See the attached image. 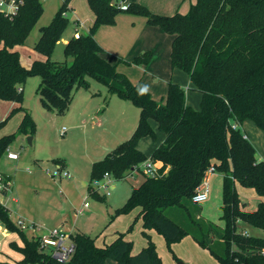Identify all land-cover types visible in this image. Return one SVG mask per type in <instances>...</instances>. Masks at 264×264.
<instances>
[{
  "label": "trees",
  "instance_id": "trees-1",
  "mask_svg": "<svg viewBox=\"0 0 264 264\" xmlns=\"http://www.w3.org/2000/svg\"><path fill=\"white\" fill-rule=\"evenodd\" d=\"M71 1L63 0L51 22L41 28L34 49L46 59H36L29 67L14 47L26 42L43 15L42 1L24 0L12 17L0 10V99L19 104L0 121V127L23 112L17 130L0 137V159L19 134H36L37 123L23 106V85L29 76L42 77L41 100L58 113L69 109L76 88L90 87L88 77L106 84L110 92L139 106L141 115L132 135L93 163L91 182L105 173L117 181L134 170L145 174L112 218L137 209L149 243L133 253V241L123 232L113 242L98 245L97 237L77 231L71 235L72 256L60 261L42 247L41 237L29 239L0 203L1 222L23 241L11 242L22 256L16 264H105L107 259L118 264H164L148 233L152 229L165 238L171 251L172 244L191 235L220 264H264V236L237 229L243 221L264 231V160L257 157L256 147L241 127L250 119L264 130V0H196L186 13L172 15L156 13L140 2L124 8L114 0H87L95 19L87 33L74 35L65 44V55L72 58L69 64L51 56L69 25ZM121 13L143 17L148 25L173 36L171 68L188 74L193 89L202 96L199 109L188 104L187 90L179 83L170 81L166 95L158 100L104 56L95 34L103 25H115ZM153 58V51L146 50L125 62L147 66ZM151 119L165 138L148 156L138 144L144 137L156 139ZM149 159L161 162L155 176L143 167ZM211 166L223 176V227L203 217L202 205L193 201ZM91 182L90 194L103 199ZM239 186L254 189L261 197L255 210L245 208Z\"/></svg>",
  "mask_w": 264,
  "mask_h": 264
},
{
  "label": "rangeland",
  "instance_id": "rangeland-1",
  "mask_svg": "<svg viewBox=\"0 0 264 264\" xmlns=\"http://www.w3.org/2000/svg\"><path fill=\"white\" fill-rule=\"evenodd\" d=\"M41 1L44 6L43 15L31 31L26 42L22 45L15 46L18 51L20 50L19 52L22 61L27 65L34 58H45L43 54L38 53L34 49V46L41 36V28L51 22L63 3V0ZM67 14L69 17V25L64 31L61 40L56 45L51 59L55 61L66 60L71 64L72 58L66 57L64 52L65 43L63 41L73 36L77 25L75 23V15L69 11ZM81 30L82 33H87L86 29ZM119 36L122 40H126L128 44L130 43L129 37L124 33H122V35L119 33ZM161 36L163 41L160 43V46L156 51L152 49L155 56L150 64L147 65L148 68L147 66L134 64L130 65V68H124V70L127 71L124 72L132 81L138 82L141 89L151 92L158 100H161L162 97L166 95L169 82H176V80H174L175 77L173 78L174 72L170 63L172 37L165 32H161ZM114 42L110 39V48L112 50L116 49L114 48ZM127 50L128 49H126L125 46L122 51L125 53ZM146 50L151 49L146 46L145 50H142V52ZM177 74L181 75L179 79H181V82L185 83L184 87L187 91L190 90L189 92L191 94H199V96H201L198 91H192L190 88L191 86L187 85L189 80L187 73L183 70L177 69L175 71V76ZM88 79L90 83L89 93L93 94L92 96H99L96 97V99L98 100V98H100L102 102L96 106L94 112L97 110V113H95V116L83 120V122L79 124L77 131H75L77 127H72L73 121L68 120V117L70 116L68 111L70 108L73 110L74 107H72V105L74 99L72 100L70 108L65 113H58L56 110H49L44 106L38 92L42 77L40 75H33L26 79L24 85L23 106L27 107V109L29 108V111L32 112V116L37 122V131L34 135L32 144L29 143V137L31 135H26L24 133L19 134L11 142L7 152L18 154V160H10L7 157V152L0 159V169L9 175L11 180V188L7 191V194H4L5 191H0V201H5L7 200L6 198L10 197L7 202L13 211H19L21 209V211L33 215L32 218H27V216L21 212H19L21 213L19 215L16 214V212H10V217L14 223L17 224L19 220L24 219L26 222L24 232L29 239L32 237L48 235L50 231L57 229L60 234L66 235V244L72 243V234L70 230L72 228L76 229L74 225L76 224L77 219L79 221V217L84 216L83 214L78 213V209L82 206L84 200H87L88 202V212L91 210L95 211V215L91 219L80 220L79 225L85 223V225H89V228L91 225H96L97 228L101 227V229H103L102 227L109 222L112 218V213L114 214L115 212L113 208L111 209L110 201L115 205H123L125 196L129 195L128 193L131 184L137 187L141 185L142 182L140 181L145 179V174L137 171L134 176H130L127 179L128 181H117L112 178L111 182L113 181L117 184V187L113 189L111 187L108 189L103 187L98 188L95 183L91 182L93 163L88 164V160L91 157L100 158L102 155V149H100L101 144L104 142H108V145L114 144L118 134H120V132L124 133L125 128H127L126 126L132 122L131 116H128L126 121H124V126L122 128V122L120 121V107H126V105L121 102L129 104V107L131 106L130 108L132 110L137 108L138 119H140L141 109L131 100L122 99L116 93L110 92L106 84L99 82L92 77H88ZM82 88L85 87L76 88L75 92H77V90H83ZM1 103L8 104L5 101ZM85 105H87V102L84 103V106ZM86 107L89 108L91 105L88 104ZM80 108L77 105L74 111L77 112ZM100 109L103 110L102 113H99L98 110ZM110 109L115 111L109 112ZM47 111L50 112L48 115L46 113ZM108 112V117L110 115L111 117L109 122L105 124V127L100 128L96 126L100 122V114H107ZM116 112H118L119 115ZM44 114L46 115L44 116ZM0 121H2V119H0ZM153 121L157 127L156 121ZM4 126L5 125L0 127V135L2 134ZM63 128H66L65 132L62 131ZM72 132H75V134L73 133L72 135ZM145 138L148 140L145 145L147 148L150 146L151 142L154 143V145L157 142V137L156 139L151 137ZM118 139L119 141H122V139L125 138ZM118 145L119 144L117 143L114 147H117ZM259 156L260 154L257 153V157ZM36 157L41 158L40 160H37L35 159ZM54 158L65 159L66 162L71 163L79 172L70 169L73 175L71 179L52 176L50 170L55 169L57 166L54 163ZM103 181L106 180L104 179ZM85 182H91L93 189H98L97 192L104 198L102 199L90 194V189L88 185L84 184ZM222 190L223 183L221 184V181H217L215 184L213 183L209 198L201 204L203 205L202 216L223 227L224 221L221 219V206L223 203ZM79 192H82L80 200ZM112 194H117V197L112 199ZM11 197L17 198V202L13 201ZM119 199L121 200L119 201ZM250 201L253 202L251 199ZM94 206H97V209H94ZM114 218L115 217L112 219ZM32 223L35 224V227L27 226ZM0 225H3L1 220ZM80 227L82 226H78V228ZM244 228L252 235L264 236L263 230L257 229L246 222L239 221L237 229L242 230ZM15 237L22 242L18 234H16ZM0 239H4L3 232L0 235Z\"/></svg>",
  "mask_w": 264,
  "mask_h": 264
},
{
  "label": "crops",
  "instance_id": "crops-1",
  "mask_svg": "<svg viewBox=\"0 0 264 264\" xmlns=\"http://www.w3.org/2000/svg\"><path fill=\"white\" fill-rule=\"evenodd\" d=\"M114 2L121 5L124 8L127 7L130 2H140L144 5H146L147 7H149L152 11H154L156 13L164 14V15H172V14L176 13L177 11H180L182 13H186L189 10L191 4L195 3L196 0H114ZM69 6H70L69 12H72V14L75 15V23L77 25L73 36L78 35L79 33H82L81 29H86V31L88 32L91 25L94 22V19H95L94 12L91 10V8L88 4V1L87 0H72ZM121 14H122V16H121ZM121 14L118 15L115 25H103V26H101L98 29V31L96 32V39L104 47V50H105L104 56L110 62L116 64L120 72L126 74L125 72H127V71H125L124 68H130L131 67L130 65H133V64L126 63L125 61H132V59L137 54L141 53L142 50H145L146 46H148L151 50L154 49L156 51L157 48L160 46V43L163 41L162 40L163 38L161 36V32L164 33V31L159 27L148 25L146 23L145 18H143V17L134 16V15L126 14V13H121ZM67 16H68V14H67ZM153 27H155V28H153ZM119 33L121 35H122V33H124L126 36H128L130 43L128 44L126 40H122V38L119 36ZM171 37L173 39V36H171ZM70 39L71 38L66 39L63 42L66 44ZM110 39L113 42L115 41L114 42V44H115L114 48H116L115 50H112L110 48ZM118 42H119V44H118ZM171 43H172V40H171ZM125 46H126V49H128V50H127V52L124 53L122 50ZM14 50H18V49H16V47H15ZM170 51H171V47H170ZM43 56L45 57L43 59L42 58L32 59L28 65L24 64V62L22 61V58H21V61H22L23 65H25L26 67H29L32 64V62L36 59L45 60L46 56L45 55H43ZM154 56H155V53H154ZM122 60H124V61H122ZM147 68H148V66H147ZM175 69L177 70V68H175ZM175 69H172L174 72L173 78L175 77L174 80H176V83H179L180 85L185 86V83L181 82V79H179L181 77V75L177 74L175 76V71H176ZM187 76H188V74H187ZM188 78H189V76H188ZM188 82H187V85H190L191 87L190 86L189 87L191 88L192 91H194V89H193L194 84L191 82L190 78H189ZM134 83H137L139 85L138 82H134ZM24 85H23V91H24ZM82 89L83 90H77V92L74 93V98H73L74 99V101H73L74 106L72 105V107H74V108H73V110H71L72 108L69 107L70 110L68 111V113H70L68 120L73 121L72 127H77L75 129V131L78 130V126H79V124H81V122H83V120H86L87 118H92L95 116V113H97V110H96V112H94V110H95L96 106L102 102V100L100 98H98V100L96 99V97H99V96H95V95L92 96L93 94L89 93L90 88H86V89L82 88ZM189 91H187V102H188V104H190L191 106H193L196 109H199L202 96H199V94H191ZM122 99H124V98H122ZM4 101L8 104H2L1 103ZM117 101H119V100H117ZM85 102H87V105L90 104L91 107L88 108V107H86L87 105L84 106ZM74 103H76V104H74ZM121 103H124L126 105V107H122V106L120 107L121 108L120 121L122 122V128L124 126V121H126L128 116H131L132 122L126 126L127 128H125L124 133L120 132V134H118V136L116 137V139L114 141V144L108 145V142H104L103 144H101V147H100V149H102V153H101L102 155L100 157L101 159H103L107 155V153H109L111 150H113L115 148L114 146L117 143L120 144L124 140L128 139L132 135L133 131L135 130V128L138 125L139 119L137 118V108H134V110H132L130 108L131 106L129 107V104H127L125 102H121ZM18 105L19 104L17 102L6 101V100L0 99V107H1L0 119L4 120L5 118H7L9 116L10 112L12 111V109L17 107ZM77 105L79 108L82 106L83 107L80 108L76 112V111H74V109H75V107H77ZM25 108L27 109V107H25ZM27 110H29V108ZM98 111H99V113H102L103 110L100 109ZM113 111H115V110L110 109L109 112H113ZM109 112L107 114H100V119H99L100 122L96 126H98L100 128L105 127V124L109 122L110 117H111V115L108 117ZM46 113L48 115L50 112L47 111ZM116 113L118 114V112H116ZM31 114H32V112H31ZM45 115L46 114H44V116ZM22 118H23V112L22 111L15 113L8 120V122L5 124L0 137L16 131L21 120H22ZM150 124L152 125V127L154 128V130L156 131V134H157L156 144L154 145V143L151 142V144L148 148L145 147V145L148 141V140H146L147 138H145V137H144V139H141L139 144H138L139 149L141 151H143L148 156L151 155L153 150L165 138L164 132H162L158 129L157 122H156L157 127L155 126L153 119L150 120ZM241 127L245 131V135L248 137V139L256 147L257 153L260 154V156L258 158L260 160H264V130L261 129L260 127H258L256 125V123L250 119L245 120L243 122V124L241 125ZM73 133L75 134V132H72V135H73ZM118 138H120V139L125 138V139H122V141H119ZM33 139H34V136H33ZM33 139H32V142H33ZM7 157L10 160H14V161L18 160V158L17 159L10 158L8 156V152H7ZM40 158L41 157H36L35 159L40 160ZM96 158H98V157H91L88 160V164L89 163L92 164L95 161L101 160L100 158H98V159H96ZM53 160H54V163L56 165H60L61 167L66 166L64 168L68 169L71 172V174H72V171L70 169H73V170H76L77 172H79L77 169L74 168V166L71 163L66 162L65 159H63V158H54ZM56 160H60V161L58 162ZM155 164L157 166L161 167V162H157ZM137 171L138 170H134L131 174H129V176L126 179H123L121 181H128L127 179L130 176L131 177L134 176ZM0 174L3 176L4 181H6V183L8 185V187L6 189L0 190V191H3V192L5 191L4 194H7V191H9L11 188L10 176L6 172L2 171L1 169H0ZM72 177H73V175L70 177V179ZM60 178H63V177H60ZM111 179H110V186L109 187H111L113 189V188L117 187V184L114 183L113 181L111 182ZM142 180L144 181L145 179H142ZM142 180L140 182H143ZM217 181H221V184H222L223 183V176L219 172L215 171L214 173H212L209 176L211 191L213 188V183L215 184V182H217ZM84 184L88 185L89 183L85 182ZM134 187H135V185L131 184V188H130V191L128 193L129 195L125 196V199L123 201L124 203L126 202V200L131 195ZM238 191H239L240 197L243 198L242 200L245 202V208L249 211L255 210L257 208L258 202L261 200V197L255 192V190L251 189V188L239 186ZM78 194H79V200H80L82 192H79ZM115 197H117V194H112V199ZM6 199L7 200H5V201H3V200L0 201V203H2L4 206H6V208L9 211V214H10V212L13 211V209H11L9 207V205H8L9 203L7 202L10 199V197H8ZM11 199L15 202H17V200H18L15 197H11ZM250 199L253 202H251ZM120 200L121 199H119V201ZM85 202H87V200H84L82 206H80V208L78 209V213H81L84 216H80L79 221L77 219L76 224L74 225L76 229L72 228L70 230L71 234H73L77 231H83L87 234H90L92 236L97 237L96 241H97L98 245H104L105 243L113 242L118 237V234L120 232H123V233H125L126 239L133 241V244H134L133 253L139 252L140 250H142L144 247H146L148 245L149 239L143 234V230H144L143 220L138 217L139 211L137 209L133 210L130 213L121 214L119 216H116L114 219L111 218L109 220V222L104 227H102L103 229H101V227L97 228L96 225L95 226L91 225L89 228V225H85V223H83V225H79L80 220H82V219L88 220V219L93 218L95 215V211L91 210L88 212L89 205L87 208L84 207ZM118 204H120V203H118ZM199 204H201V203H199ZM110 206H111V209L113 208V210H116L117 208L121 207L122 205H115L112 201H110ZM94 209H97V206H94ZM202 209H203V205H202ZM221 210H222V206H221ZM13 212H16V214H18V215L21 213L25 214V216H27V218L33 217V215H31V214H28V213L21 211V209L19 211L15 210ZM19 212H21V213H19ZM111 216H113V213ZM206 219H208V218H206ZM22 220H24V219H22ZM132 224H134V227L130 231L129 228ZM78 226H82V227L78 228ZM242 230H244V232H246L247 234H250L245 228ZM2 232H3L4 239H0V248H1V250H0V263L16 264V261L19 260L22 256L19 252L15 251L11 247V242L15 241L18 244H22L23 241L21 242V241L16 239L15 235L18 233L12 232L9 229H7L6 227H4L3 225H0V235L2 234ZM148 233L151 235L153 241L156 243L157 248H158V252H159L164 264H177V262H179L180 260H182V262L184 264H220L218 262V260L210 253V251L208 249L202 247L191 235H188V236L184 237L181 241L172 244V251H171V250H169V248L167 246V242H166L165 238L161 234H159L157 231H155L153 229L149 230ZM20 239H21V237H20ZM14 252H15V255H14ZM176 258H178V259H176ZM105 264H118V263L113 259H107Z\"/></svg>",
  "mask_w": 264,
  "mask_h": 264
},
{
  "label": "built area",
  "instance_id": "built-area-1",
  "mask_svg": "<svg viewBox=\"0 0 264 264\" xmlns=\"http://www.w3.org/2000/svg\"><path fill=\"white\" fill-rule=\"evenodd\" d=\"M23 3L24 0H0V10L4 12L7 16L12 17L19 12ZM62 131L65 132L66 128H63ZM8 156L12 159L18 158V154L13 152H8ZM143 167L146 170V172L152 176L157 175L160 168L152 160H147L143 164ZM214 172H215L214 166H211L207 170L203 182L199 185V187L196 190V193L193 196L194 202L202 203L208 199L211 190L209 176ZM50 173L54 177L70 178L72 176L71 172L68 169L61 167L60 165H57L55 169L50 171ZM104 179L106 181H103ZM110 179L111 176L108 173H105L101 180H96L94 183L97 185L98 188L103 187L105 189H108L110 186ZM7 187L8 185L6 181H4L3 176L0 174V190H4ZM84 207L86 208L88 207V202H85ZM17 225L23 230L26 228V222L24 220H19ZM27 226L35 227V224L32 223ZM41 244L42 247L50 250L52 255L60 261H67L68 259H70V257L72 256L75 250L74 244L73 243L66 244V236L64 234H60V232L57 229H54L50 231L48 235L41 237Z\"/></svg>",
  "mask_w": 264,
  "mask_h": 264
},
{
  "label": "water",
  "instance_id": "water-1",
  "mask_svg": "<svg viewBox=\"0 0 264 264\" xmlns=\"http://www.w3.org/2000/svg\"><path fill=\"white\" fill-rule=\"evenodd\" d=\"M33 136L29 137V143L32 144ZM178 264H184L182 261H179Z\"/></svg>",
  "mask_w": 264,
  "mask_h": 264
}]
</instances>
